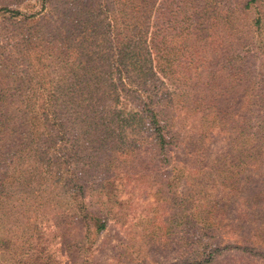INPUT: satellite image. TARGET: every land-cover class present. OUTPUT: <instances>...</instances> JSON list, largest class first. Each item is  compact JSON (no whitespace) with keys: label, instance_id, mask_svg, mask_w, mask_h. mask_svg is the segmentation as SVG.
I'll use <instances>...</instances> for the list:
<instances>
[{"label":"trees","instance_id":"16d2710c","mask_svg":"<svg viewBox=\"0 0 264 264\" xmlns=\"http://www.w3.org/2000/svg\"><path fill=\"white\" fill-rule=\"evenodd\" d=\"M59 1L43 0L51 7L54 4L51 15L57 9L62 13L61 24L53 25L55 33L47 41L50 49L56 48L60 66L55 69L50 61L44 66L47 73L42 74L32 65H25L26 60L19 55L21 72L26 73L19 78L26 88L25 97L19 102L15 114L4 111L7 107L0 104V164L6 162L7 165L2 170L0 165V185L4 188L0 194V226L3 229L0 232V264H88L92 261L89 253L108 221L124 219L119 214L127 216V212L117 210L123 202H118V186L114 184L113 177H108L117 170L114 161L123 163V156L129 151L133 156L135 146L138 147L141 140H119L113 135L114 125L111 124L115 108L125 110L123 113H127L131 128L145 129L147 141L150 138L154 149L164 155L162 162H169L171 147L182 141L180 135L171 133L166 124L168 113L164 110L165 106L160 110L155 108V97L158 104L169 101L167 106H172L173 96L159 95L161 90L148 77L158 80V74L166 75V71L170 72L171 60L176 56L175 50L168 49L162 51L161 56L154 55L152 48L158 42L154 39L158 29L156 21L169 13H173L174 18L165 16V21H175L179 15H185L194 0H183L175 6L170 3L172 0H101L100 5V0H70L65 9ZM210 1L205 3L216 8L210 11L212 15L227 8L228 15H232L234 10L249 18L243 24L247 36L242 39L241 45L252 48V52L264 60V0H235L233 6ZM0 11L10 12L13 17L21 14L8 6L1 7ZM72 15L71 20L75 22L69 19ZM226 18L229 20L228 27L233 29V18ZM18 20V23L28 27V36L24 39L33 41L31 34L37 28L40 30L36 23L39 18L30 21V17L25 16ZM65 20L69 22H63ZM153 28L154 32H151ZM34 47H26L27 55L41 63L47 52ZM218 62L227 75L218 78L219 82H228V86L238 81L236 87L240 91L235 93L240 92L241 105L245 107L247 116L256 117L254 130L249 126V121H253L250 117L246 121L248 125L242 128V145L249 150L255 145L258 150L260 146L264 148V71L261 79L249 80L250 86L246 87L242 81L247 80L248 74L251 75L248 68L242 70L231 56ZM171 73L174 75V72ZM115 89L120 91V106L115 105L111 96ZM229 89L232 91L234 88L230 86ZM254 94L259 96L257 102L253 100ZM8 95L5 90L3 94L0 90V102H4ZM186 99L189 100V95ZM182 100L185 108L186 100ZM131 102L137 103L132 107L128 104ZM198 102L199 99H191L189 107L196 104L199 109L201 104ZM210 106L216 107V103ZM203 114L201 112L200 117ZM173 168L176 170L175 166ZM166 186L171 192L170 184ZM49 189L53 196L45 200V204L53 202L51 208L61 210L66 223L76 224L79 228L78 235L70 243L62 248L56 246L53 250L41 241L40 227L48 220L45 216L38 217L35 211L43 205L40 197L50 194ZM93 189L96 198L86 201V196ZM258 191L250 195V199L255 201L254 204L252 201V213L241 210L238 217L253 215L256 211V215L264 218V187ZM175 192L170 200L177 208L174 213L176 221L172 222L180 232L177 234V260L174 264H211L223 249L247 251L264 259L262 248L250 246L255 242L264 244V223L258 231L252 233L249 230V236H242L235 242H223L221 246L212 244L207 238H213L216 231L223 227V207L218 208L215 203L203 210L198 197ZM30 212L34 214L33 220ZM195 215L197 217L193 220ZM137 216L133 214L131 218ZM136 221V227L145 224L144 219ZM164 223L159 225L162 230L165 229L167 242L164 245L170 249L171 219L170 226L168 219ZM14 226L27 232L23 235ZM151 227L152 230L153 227L161 229L155 222ZM152 230L143 236L144 245H150L149 241L157 239V233ZM257 232L259 240H254ZM31 239L35 240L33 244Z\"/></svg>","mask_w":264,"mask_h":264},{"label":"rangeland","instance_id":"374dc122","mask_svg":"<svg viewBox=\"0 0 264 264\" xmlns=\"http://www.w3.org/2000/svg\"><path fill=\"white\" fill-rule=\"evenodd\" d=\"M68 1L70 0L59 2L63 3L65 9L68 8ZM182 1L172 0L170 3L175 6ZM207 1L194 0L185 15H179L173 22L167 23L164 19L165 16L173 19V13L163 14L160 20L156 21L159 31L155 30L154 39L158 40L156 47L159 48H152L154 55L161 56L165 49L176 51V56L170 62V72L166 71V75L158 74V80L148 77L150 82L161 90L159 95L173 96L172 106H167L170 104L169 101L158 104L157 97L154 99L156 109L160 110L165 106L164 110L168 113L165 120L170 132L178 133L182 140L181 143H175L171 147L168 153L169 162L161 161L164 155L154 149L150 138L147 141L148 133L143 127L131 128L127 113H123L125 110L120 107L114 110L116 113L111 124L114 125L113 135L119 140L125 138L130 141L140 138L141 142L138 147L135 146L133 156L132 151H129L123 156V163L114 161L118 166L117 170L110 173L108 178L113 177L114 184L118 186L117 200L123 202V206L121 208L118 206L117 210L127 212V216L119 214L124 219L108 221L106 229L89 253L92 261L87 262L88 264H174L177 260V234L180 230L174 224L176 221L174 213L177 208L170 200L176 190L177 194L201 199V209L215 203L218 204V208L223 207L221 209L224 211L223 227L216 231L213 238H207L212 244L221 246L223 242H235L242 236H249V230L254 233L258 231L259 226H263L264 218L256 215V211L253 215L237 216L241 210L252 213V201L253 204L255 201L250 199V195L264 187V148L260 146L258 150V146L255 145L249 150L246 145H242L244 144L242 132L246 124L248 125L246 121L250 116H247L245 107L241 105L240 92L235 93L236 90L240 91L239 87H236L238 81L228 86V82H219L218 78H225L227 75L221 70L223 66L218 61L231 56L237 60L242 70L248 68L251 75L248 74L247 80L243 79L242 84L249 87V80L261 79L264 60L252 52V48L241 45L242 39L247 36L243 24L247 23L249 18L234 10L232 15H228L227 8L220 9L218 15H212L210 11L216 8L206 6ZM230 1L211 0L210 2H225L233 6L235 0H232V3H229ZM3 6L21 12L13 17L10 12L0 11V90L2 94L3 90L9 94L0 104L3 103L2 105L7 107L4 111L15 114L19 102L25 97L26 90L19 80L26 73L21 72L22 66L18 63V56L24 57L25 65H32L41 70L42 74L47 73L44 66L50 61L55 69L56 66L59 67L56 48L50 49L47 41L55 33L53 25L61 24L62 13L57 9V12L51 15L54 4L51 7L43 0H0V8ZM32 14H35L34 17H31ZM25 16L30 17V21L39 18V22L36 23L40 30L37 28L32 34L30 33L34 37L31 42L29 39H24L28 36L27 24L16 21ZM227 16L233 18V29L227 25L229 21ZM72 18L73 15L69 17L70 21L75 22L71 20ZM151 32H154V28ZM62 33L65 35L63 30ZM27 46H35L36 50L42 49L47 52L46 55L44 54L45 59L38 63L37 59L27 55ZM171 72H174V75ZM230 86L234 88L232 91L229 89ZM225 87L228 88L224 89ZM188 95L189 100L186 99ZM111 96L115 105L120 106V91L115 89ZM252 97L255 102L259 99L256 94ZM182 99L186 100L185 108ZM191 99H199L198 103L201 107L196 108V104L189 107ZM135 103L128 104L133 107ZM215 103L216 107L210 106ZM205 107L207 109H204ZM201 112L204 114L200 117ZM245 115L246 120H244ZM249 119L253 120L248 121L249 126L253 127L251 130H254L256 117L251 116ZM252 149L256 151H251ZM0 165L1 170L7 168L6 162ZM166 184H170L171 192ZM3 192L4 188L0 185V194ZM90 192V195L86 196V201L96 198L94 189ZM49 193L41 195L43 205L35 211L38 217L45 216L44 218L48 220L41 224V241L53 250L56 246L62 248L70 243L78 235L79 228L76 224H67L63 214H60L61 210L51 208L53 202L49 205L45 204L44 201L53 196L50 189ZM133 214H138L137 218L132 219ZM30 216L33 220L32 212ZM262 216L264 217V214ZM196 217L197 215L192 219L195 220ZM169 218L172 224L168 236L170 249L164 245V242H167L165 229L162 230L159 225L161 223L164 225V221L168 219L170 226ZM138 219L145 220L142 227H136L134 224ZM154 222L161 228L153 227L157 239L149 241L150 245L148 243L144 245L143 236L152 230L151 225L153 226ZM14 228L23 235L27 232L19 226ZM2 230L0 226V232ZM172 230L175 231L173 235H171ZM163 232L164 236H162ZM262 232L264 233V230ZM258 234L257 232L253 237L254 240H259ZM133 237L135 239L131 240ZM34 242L35 240L31 239V244ZM250 246L256 248L259 246L264 250V244L255 242ZM35 255L37 256L36 252ZM211 264H264V259L247 251L223 249Z\"/></svg>","mask_w":264,"mask_h":264}]
</instances>
